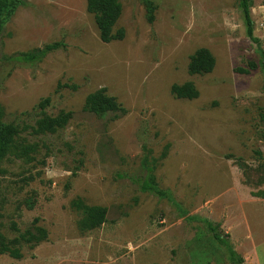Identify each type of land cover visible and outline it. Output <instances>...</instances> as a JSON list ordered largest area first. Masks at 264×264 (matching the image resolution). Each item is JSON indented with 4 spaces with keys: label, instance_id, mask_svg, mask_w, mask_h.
<instances>
[{
    "label": "rangeland",
    "instance_id": "374dc122",
    "mask_svg": "<svg viewBox=\"0 0 264 264\" xmlns=\"http://www.w3.org/2000/svg\"><path fill=\"white\" fill-rule=\"evenodd\" d=\"M118 1L113 31L122 29L123 38L109 43L101 42L86 0H24L2 28L5 120L32 126L47 97L46 115L69 112L71 119L53 135L29 138L40 147L35 162L2 164L0 232L12 239L11 220L23 231L38 218L48 236L23 247L21 259L0 254V264H229L205 220L243 264H264L263 77L259 69L236 72L259 60L237 0H151V23L142 0ZM250 3L264 51V0ZM51 43L62 46L34 66L10 61ZM199 48L215 66L191 76L189 58ZM186 82L196 99L171 94ZM99 89L126 113L84 111ZM147 175L180 211L138 190L132 178ZM32 196L35 207L22 208ZM75 199L104 208L105 223L80 231Z\"/></svg>",
    "mask_w": 264,
    "mask_h": 264
},
{
    "label": "trees",
    "instance_id": "16d2710c",
    "mask_svg": "<svg viewBox=\"0 0 264 264\" xmlns=\"http://www.w3.org/2000/svg\"><path fill=\"white\" fill-rule=\"evenodd\" d=\"M142 1L146 9L147 21L151 23L154 18V6L152 1ZM237 3L244 22L246 37L256 46L259 60L257 64L248 62L246 64L247 68H237L236 72L247 74L252 70L259 69L263 77L262 92L264 94V51L260 49V41L253 35V24L250 17L251 3L250 0H237ZM23 4L24 0H0V33L5 23L11 18L18 7L21 5L23 6ZM86 9L87 12L93 16L102 43H109L123 38L122 29L113 31V27L121 12L118 0H86ZM61 46V43L47 44L31 52L17 54L13 56L10 61L19 65L31 67L37 62H40L48 53L59 49ZM214 66L215 60L211 53L205 48H199L190 56L187 72L191 76L205 75L211 73ZM170 92L176 99L194 100L198 97V91L191 82H186L182 85H172ZM49 104V97L42 99L35 107L36 110H39V118L36 119L32 126H23L21 128L5 120L4 110L0 106V176L6 173L2 168L3 163L18 160L25 164H29L36 161V155L39 153L40 147L34 140H30L29 138L53 135L67 125L71 119V113L60 112L56 116L46 115L45 110ZM84 111L97 116L113 114L114 117L126 113L125 109L117 103L115 98L106 94L105 89H99L90 93L85 98ZM261 120L264 121V116H261ZM43 148L45 149L46 147L43 145ZM146 166L145 161L143 163L144 169L149 172L154 170L153 164L150 167ZM152 178L153 177L147 175L144 178H132V181L139 191L149 193L158 199H164L180 211V206L175 202L172 195L167 190L160 189ZM35 205L36 199L34 196L26 198L22 202V208L26 210H32ZM70 208L80 216L78 228L82 232L94 230L106 221V210L104 208L89 207L80 199L71 201ZM18 211H20L19 207L15 212ZM19 216L20 215H17L14 218ZM204 224L207 231L212 235L213 240L226 249L229 264H243L242 258L235 253L229 243L219 235L217 226L207 220L204 221ZM8 229L16 236L12 239H7L3 233L0 232V254L8 255L15 260L23 257V247H34L45 241L48 236L46 229L40 225L38 218H34L29 227L23 231H20L16 221L11 220Z\"/></svg>",
    "mask_w": 264,
    "mask_h": 264
}]
</instances>
